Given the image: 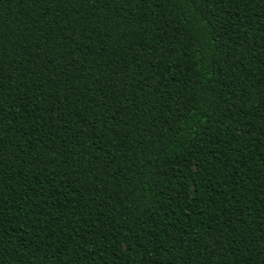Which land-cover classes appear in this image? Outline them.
<instances>
[{"label":"trees","instance_id":"trees-1","mask_svg":"<svg viewBox=\"0 0 264 264\" xmlns=\"http://www.w3.org/2000/svg\"><path fill=\"white\" fill-rule=\"evenodd\" d=\"M0 264H264V0H0Z\"/></svg>","mask_w":264,"mask_h":264}]
</instances>
